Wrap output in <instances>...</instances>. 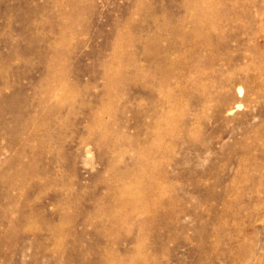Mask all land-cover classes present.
Segmentation results:
<instances>
[{"label": "rangeland", "instance_id": "obj_1", "mask_svg": "<svg viewBox=\"0 0 264 264\" xmlns=\"http://www.w3.org/2000/svg\"><path fill=\"white\" fill-rule=\"evenodd\" d=\"M0 264H264V0H0Z\"/></svg>", "mask_w": 264, "mask_h": 264}, {"label": "bare ground", "instance_id": "obj_2", "mask_svg": "<svg viewBox=\"0 0 264 264\" xmlns=\"http://www.w3.org/2000/svg\"><path fill=\"white\" fill-rule=\"evenodd\" d=\"M201 14V13H200ZM44 123V122H43ZM151 184V183H150ZM135 186H137V185H135ZM136 192H137V190H136ZM128 193V192H127ZM132 194V193H131Z\"/></svg>", "mask_w": 264, "mask_h": 264}]
</instances>
